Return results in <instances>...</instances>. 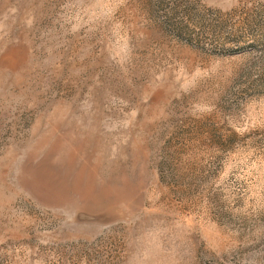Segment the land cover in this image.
I'll use <instances>...</instances> for the list:
<instances>
[{"label": "rangeland", "instance_id": "1", "mask_svg": "<svg viewBox=\"0 0 264 264\" xmlns=\"http://www.w3.org/2000/svg\"><path fill=\"white\" fill-rule=\"evenodd\" d=\"M0 264H264V0H0Z\"/></svg>", "mask_w": 264, "mask_h": 264}]
</instances>
